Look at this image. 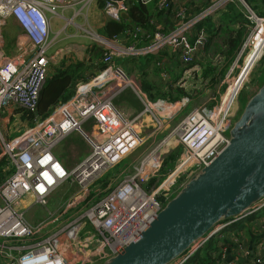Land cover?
<instances>
[{"label": "built area", "instance_id": "obj_1", "mask_svg": "<svg viewBox=\"0 0 264 264\" xmlns=\"http://www.w3.org/2000/svg\"><path fill=\"white\" fill-rule=\"evenodd\" d=\"M92 1L100 4L108 19L120 21L122 13H127L128 0H0V122L3 119L4 123L7 116L1 117V112L9 104L21 111L34 112L46 80L72 63L51 71L54 57L61 51L50 52L53 40L59 39L58 32L50 38L51 19L72 22L71 18L64 16L65 10L75 4H82L86 9L87 3ZM137 1L144 5L155 2L160 10H172L175 18L173 28L167 32L155 30L150 37L139 26L128 27L123 33L133 38L130 43H124L118 36L107 38L90 32L92 36L97 35L96 39L106 48L102 58L105 67L78 82L68 100L55 105L47 117L34 119V124L25 127L18 136L6 140L0 133L3 143L1 156L7 160L3 169H12L0 183V264L3 261L4 264H95L115 255L153 221L173 196L181 176L187 177L182 186L229 143V129L234 122L232 103L227 108L222 102L219 106L208 105L212 107L210 109L204 104L192 108L175 127L151 145L134 167V173H123L100 200L87 205L89 207L82 215L36 240L42 231L47 232L46 224L40 221L31 226L26 220L24 210L19 209L25 197L33 203L45 205L50 193L70 180L83 192L75 195L66 209L76 203L86 205L90 185L140 145L153 141L165 121L172 119L178 109L190 100L189 97L175 101L167 98L150 100L142 89L135 87L136 78L122 61L170 48L185 68L184 76H190L195 69L189 66L192 61L206 55L205 33L199 30L192 36L191 31L197 22L234 0H214L194 15H189L186 6L172 9L173 0ZM247 9L250 31L241 51L245 48L251 51L253 36L264 27V15L256 14L249 7ZM9 19L13 20L17 31L11 45L13 53L7 54L2 27ZM144 34L147 39L138 46V35L142 37ZM262 54L264 44L252 63ZM223 60L218 53L210 63L218 67ZM173 85L183 87L184 83L178 80ZM128 88L142 103V110L131 119L114 104L115 98ZM10 115H13L11 111ZM86 123L89 128L85 127ZM71 132L83 135L89 151L68 169L53 153V148ZM177 147L181 148L178 158L171 168L162 172L166 155ZM258 203L240 216L213 228L170 264L196 262L194 257L212 242L213 237L216 250L211 254L212 264H264V215L251 224L256 237L252 246L247 244L241 232L221 230L254 211L262 210L264 203L261 206ZM84 218L88 219L90 230L81 236L79 233H83L84 225L81 226L80 222ZM35 234V238H31ZM12 241L21 242V245Z\"/></svg>", "mask_w": 264, "mask_h": 264}, {"label": "rangeland", "instance_id": "obj_2", "mask_svg": "<svg viewBox=\"0 0 264 264\" xmlns=\"http://www.w3.org/2000/svg\"><path fill=\"white\" fill-rule=\"evenodd\" d=\"M253 5L258 8L256 9L258 13H261V11L263 12L259 15H264V5L262 4V2H258L256 4L253 3ZM243 7L246 11L248 10L244 5ZM67 12L65 14H71L69 11ZM86 15L87 12L83 11L80 16L73 18L72 22H66L65 19H51L50 38H53L55 36V33L58 32L60 40H58V42L53 40V44L50 47V52L61 50L60 53L54 57V61L50 65L52 72L57 71L60 67L70 62L86 60V58L88 57V51L93 45L104 48V45L98 39L89 34L90 32H94L102 36L101 28L95 26L96 24H100V22L96 23L97 19L94 18L93 23L90 24V17H86ZM12 21V19H9L7 21V24L2 27V33L5 38V52L7 54L13 53V47L11 45L15 40L14 37L17 31ZM215 42L220 43L221 36H217L215 38ZM245 49L244 51H240L235 60L228 66L226 71H222V73H220L219 68H222V65L225 64V58L221 62L220 66L215 68V70L213 71H209L211 67H214L213 65H211L210 59H213V56H216L218 53L223 55L220 52L221 50H218L216 47H212L206 51V55L195 58L194 61H192L193 64H190V66L195 69L188 77L184 76L185 74H183V70L185 68L180 64L175 55L172 56V54L162 56L161 59L158 60L161 61L160 64H158L157 61L154 60V57L151 58L146 67H144V75L142 74V72H140V70L142 69V66H144L146 61L143 62L141 58V60H138L137 58V60L134 61H129L128 59L123 60L122 62L125 63L124 65L128 67L129 70H127L129 71V73L134 75L136 78L135 87L137 89H143V83H141V80L142 82L146 80L150 82L149 84L152 88V93H156L157 87H160L161 85L167 86L175 84L169 82L178 79L180 82L184 83L183 87L187 89L190 95V100H188V102H185V104H183L178 109L172 119L165 121L162 130L154 136L156 138H154L153 141L148 140L143 145H140L134 152L129 153L114 168L106 171L102 175V177L99 178L101 180L107 178L110 179V177L113 176L111 178V182L108 183L106 187L102 188L98 182L90 185L89 194L92 192L94 193L92 194V196L89 195L86 198L84 203L86 205H80L76 203V205L72 206V208L66 209L67 203L71 202L75 195H79L83 192L78 184L70 180L63 182L58 187H56L48 196L47 203L45 205L33 203L30 198L25 197L24 201L21 203V206L19 204V209L24 210L26 220L30 223L31 226H34L40 221H44V223L46 224L47 232L42 231V234L38 235L36 240L48 236L50 233H53L59 228L67 225V223L73 221V219H75L77 216L82 215L84 211L89 207L87 205L100 200L108 190V187L112 184H116L123 173H134V167L150 149L151 145H153L156 140L160 139L162 136H165L173 127H175L181 120V118L186 115L192 108L202 104L206 105L209 109L217 105L219 106V104L222 102L224 93L227 91L233 79L240 75L245 67L246 56L250 51L249 48ZM261 58L262 56L254 62L248 74L241 82V86L236 92L235 97L233 98V102L231 104V117H233V121H235L240 115L247 98L258 89L263 80L264 60H262ZM204 71L208 72L204 73ZM164 74H166V77L164 76ZM212 78L214 80L213 82H211ZM143 92L145 93V91ZM123 93L115 98L114 104L118 108H121L123 113L131 119L137 112L142 110V103L138 100V96L132 89L128 88ZM122 94L126 96V101H124V99L120 102L119 97ZM210 104L214 106L211 105L212 107H209ZM10 111L13 113V115H10ZM21 114V110L16 106H13V104H9L8 106L4 107L3 111L1 112V117H7H4V123L2 118L0 122V133L3 139L11 140L15 136H18L20 133H22L25 127H30V125L32 126L34 124H30L28 120L21 119ZM85 127L89 128L90 126L88 123H86ZM2 150L3 143L0 139V159L2 158ZM88 151L89 145L86 143L83 135L79 132L69 133L53 148V153L62 160L63 164L68 169L72 168L80 160H82L86 156ZM6 165L7 164L3 166L4 169ZM162 172H166V170H163ZM181 177L182 178L179 179L176 187H174L173 196L180 189L181 183L183 182L184 178H187L185 175ZM260 213L264 215V207L262 208V210L257 211L254 214V217H256L257 215V218H259L261 216ZM252 220L247 224L237 223L236 226H249L253 223ZM80 225H84L83 233H79L81 236H83L84 233H87L90 230L88 219L84 218L80 222ZM239 229L242 230L243 228L237 227V229L232 230L236 231ZM227 230L229 229H226V231ZM35 236L36 234L31 238L34 239ZM211 239H213L211 243H213V245H216V240L214 239V237ZM11 243H17L21 245V242L18 243L16 241H12ZM26 244L29 243L27 242ZM204 254L207 255L206 248L200 250V252L194 257V259H196V262H192L191 264H201V258L202 256H204Z\"/></svg>", "mask_w": 264, "mask_h": 264}, {"label": "water", "instance_id": "obj_3", "mask_svg": "<svg viewBox=\"0 0 264 264\" xmlns=\"http://www.w3.org/2000/svg\"><path fill=\"white\" fill-rule=\"evenodd\" d=\"M121 17L127 19V13ZM246 67L237 83L250 70ZM262 199L264 78L232 123L229 143L189 177L129 244L100 264H170L213 228Z\"/></svg>", "mask_w": 264, "mask_h": 264}, {"label": "trees", "instance_id": "obj_4", "mask_svg": "<svg viewBox=\"0 0 264 264\" xmlns=\"http://www.w3.org/2000/svg\"><path fill=\"white\" fill-rule=\"evenodd\" d=\"M244 1L248 4L249 8H251L256 14L259 15L263 13L262 11L261 13H258L256 10L258 8L254 6L253 3L256 4L258 2H262V4L264 5V0ZM208 5L206 3V5L200 6L201 8H193V11H191L192 15L197 14L199 11H201L204 7H207ZM127 6V19L122 18L120 21L107 19L103 26H101L102 36H105L107 38L118 36L124 43H130L133 38H128L125 33H123L124 30L128 27L139 26L143 28L145 34H148L151 37L154 31L157 30L155 28L156 24L153 22L152 19H158L160 16L169 13L167 10L163 11L158 9L155 2H151L149 4L144 5L138 2L137 0H128ZM246 15L247 11L244 9L243 5L238 0H234L232 2L226 3L214 14L205 17L203 20L197 22L195 25L196 28H199L202 25L206 26V32L208 37L206 39L204 49L207 51L212 47H216L218 50H221L220 52L224 55L223 58H225V64L222 65V68H219L220 73H222V71H226L228 66L235 60L236 56L242 48L245 39L249 34L250 22L247 19ZM145 34L142 37L138 35V46L142 44V41L147 39ZM217 36H221L220 43L215 42V38ZM105 52L106 48H101L97 45H93L88 51V58L86 60H78L72 62L66 67L61 68L53 75H51L46 80L44 86L41 89L36 110L34 112L21 111V119L28 120L30 124H33L34 119L47 117L55 105L59 104L60 102H65L74 94L75 85L78 82L86 80L89 76L94 75L98 70L103 69L105 67L104 62L102 61ZM169 52L170 51L168 50V48H165L157 54L138 57V60L141 58L143 62L146 61L144 66H142L140 72H142L143 75L145 74L144 67H146L151 58L154 57V60L159 63L161 61L158 60L161 59V57L164 55H169ZM172 56H174L173 53ZM261 59L264 60V54L262 55ZM128 60L134 61L137 60V58H130ZM192 64L193 63H191V65ZM215 68L217 67H211L209 71H213L215 70ZM207 72L208 71H204V73ZM213 81L214 80L212 78L211 82ZM177 82L178 79H175L173 81H170L169 83ZM141 83H143L142 90L145 91V93L151 100H156L160 97L167 98L170 101H175L177 99H180L181 97L190 98L187 89L181 86H174L173 84L167 86L161 85L160 87H157L156 93H152L153 91L151 90L152 88L149 84L150 82L146 80L142 82L141 80ZM123 94L119 97L120 102L124 99V101H126V96H124ZM211 105L212 104H210V106ZM180 150L181 148L177 147L166 155L163 162L162 171L167 170L168 168H171L173 166L179 156ZM6 163V158L2 157L0 159V183L4 179H6V177L12 171V169L10 171H5L3 169V166ZM112 177L113 176H111L110 179H98L95 183L98 182L99 185L104 188L108 183L111 182ZM93 193L94 192L90 193V196H92ZM215 250L216 246L213 245V243H209L206 247L207 255L204 254V256H202L201 264H212L213 260L211 258V254ZM101 262H97L95 264H100Z\"/></svg>", "mask_w": 264, "mask_h": 264}, {"label": "crops", "instance_id": "obj_5", "mask_svg": "<svg viewBox=\"0 0 264 264\" xmlns=\"http://www.w3.org/2000/svg\"><path fill=\"white\" fill-rule=\"evenodd\" d=\"M214 0H173V4H172V9H177V8H179V7H181V6H186L187 7V11H188V13H189V15H192V13H191V11H193V7H200V6H202V5H206V3H207V5L210 3H212ZM241 4H243L245 7L247 6V7H249L248 6V4L244 1V0H242V1H239ZM209 4V5H210ZM208 5V6H209ZM207 6V7H208ZM201 8V7H200ZM206 7H204L203 9H205ZM202 9V10H203ZM251 9V8H250ZM201 10V11H202ZM67 11H69L71 14H65ZM83 11H86L87 12V15H86V17L88 16V17H90V20H89V23L91 24V23H93V21H94V18H96L97 19V21H96V23H99L100 22V24H96L95 26L96 27H99V28H101V26H103V24L105 23V21L108 19L105 15H104V13H103V11L101 10V8H100V4L99 3H96L95 1H92V2H88L87 3V8L85 9V7L83 8L82 7V4H75V5H72V8H68V9H66L65 10V12H64V16L66 17V18H71L70 20L71 21H73V18H75V17H78V16H80L81 14H82V12ZM171 12H169L168 14H166V15H162V16H160L158 19L157 18H153L152 20H153V22L156 24V26H155V28L157 29V30H159L160 29V31H165V32H167V31H169V30H171L172 28H173V26H174V23H175V18H174V16H173V12H172V10H170ZM68 13V12H67ZM199 13V12H198ZM66 15H68V16H66ZM95 15H96V17H95ZM86 19V18H85ZM199 30L200 31H203L204 33H205V37H206V39H207V32H206V26H204V25H202L201 27H199V28H196L195 26H194V29L191 31V35L192 36H194V35H196V33H198L199 32ZM58 40H60V38L58 39ZM58 40L56 41V42H58ZM242 49V48H241ZM168 50L170 51L169 52V54H172L173 52H172V50L170 49V48H168ZM204 51H206L205 49H204ZM241 51V50H240ZM239 51V52H240ZM161 52V51H160ZM161 54V53H160ZM60 159V158H59ZM61 160V159H60ZM62 161V160H61ZM261 214V213H260ZM259 216V215H258ZM261 216H263L262 214H261ZM254 215L253 216H251V217H244V218H242V219H240V220H238V221H240V222H238V223H241V224H247V223H250L251 222V220L252 221H254L256 218H257V215H256V217H254ZM244 222V223H243ZM237 227H239V228H243L242 230L241 229H239V230H236L235 232H241L242 233V235L245 237V239H246V242H247V244L249 245V246H252V245H254V242L256 241V237L253 235L254 234V228H252L253 226L250 224L249 226H244V225H239V226H232V227H230V228H228V229H237Z\"/></svg>", "mask_w": 264, "mask_h": 264}, {"label": "bare ground", "instance_id": "obj_6", "mask_svg": "<svg viewBox=\"0 0 264 264\" xmlns=\"http://www.w3.org/2000/svg\"><path fill=\"white\" fill-rule=\"evenodd\" d=\"M94 37L97 38V35L94 34ZM263 44H264V27L261 28L260 33H258L256 36H253V38H252V40L250 42L251 51L246 56L245 65L247 64V67H246L245 70H248L250 68V64L252 65V62H253L254 57L259 54V52H260ZM242 69H243V67H242ZM237 77L235 79H233L232 83L230 84V86L228 87L227 91L223 95L222 103H224L225 108H227V106H229L232 103L233 98H234L237 90L241 86V83H239V82L237 83L236 82ZM263 203H264V201L261 202L258 205L261 206ZM256 212L257 211H254V212L248 214L246 217L247 218L248 217H251ZM238 222H240V221H235V222H233L231 224H228V226L222 228L221 230L230 228L232 226H235Z\"/></svg>", "mask_w": 264, "mask_h": 264}]
</instances>
